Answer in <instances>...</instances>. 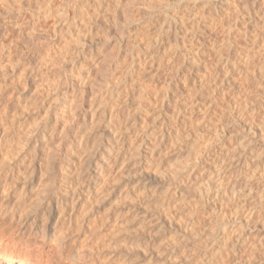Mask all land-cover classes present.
<instances>
[{
  "label": "rangeland",
  "instance_id": "rangeland-1",
  "mask_svg": "<svg viewBox=\"0 0 264 264\" xmlns=\"http://www.w3.org/2000/svg\"><path fill=\"white\" fill-rule=\"evenodd\" d=\"M222 58L218 92L204 75ZM263 76L264 0H0V249L23 264H264V214L235 248L225 232L264 190V128L217 175L262 117Z\"/></svg>",
  "mask_w": 264,
  "mask_h": 264
},
{
  "label": "bare ground",
  "instance_id": "bare-ground-1",
  "mask_svg": "<svg viewBox=\"0 0 264 264\" xmlns=\"http://www.w3.org/2000/svg\"><path fill=\"white\" fill-rule=\"evenodd\" d=\"M192 21V20H191ZM220 25V24H219ZM214 27V26H213ZM190 29V28H189ZM188 31H190V30H187L186 31V33L188 32ZM195 33V32H194ZM193 33V34H194ZM190 35V34H189ZM197 35V33H195V36ZM231 36V35H230ZM188 37H190V36H188ZM201 37V36H200ZM260 37V36H259ZM193 38V37H192ZM197 38V37H196ZM230 37H228V39H229ZM195 39V38H194ZM202 39V38H201ZM189 39H187V40H185V41H188ZM196 40V39H195ZM232 40V39H231ZM236 40V39H235ZM233 41V40H232ZM256 41V40H255ZM222 43V42H221ZM186 44V43H185ZM199 43H197V45H198ZM207 44V43H206ZM213 44V43H212ZM195 45V44H194ZM196 45V46H197ZM231 45V44H230ZM229 45V46H230ZM254 45V44H253ZM257 45V44H256ZM199 46H202L201 44H199ZM228 46V45H227ZM200 48V47H199ZM202 48V47H201ZM225 48V47H224ZM227 48V47H226ZM251 48V47H250ZM205 49V48H204ZM207 49V48H206ZM176 51V50H175ZM244 51H246V50H244ZM243 51V52H244ZM249 52H250V50H248ZM256 51V50H255ZM261 51V50H260ZM260 51H258V52H260ZM199 51H197L196 50V54L198 53ZM215 52V51H214ZM217 52V51H216ZM222 53V52H221ZM229 53V52H228ZM245 53V52H244ZM202 54V53H201ZM227 54V53H226ZM248 54V53H247ZM261 54V53H260ZM177 55V54H176ZM221 55V54H220ZM220 55H218V56H220ZM249 55H250V53H249ZM248 55V56H249ZM203 56V55H202ZM247 56V57H248ZM221 57V56H220ZM220 57H219V59H220ZM177 58V57H176ZM180 58V57H179ZM207 58V57H206ZM213 58V57H212ZM218 59V58H217ZM216 59V60H217ZM218 59V60H219ZM249 59V58H248ZM247 59V60H248ZM251 59V58H250ZM249 59V60H250ZM257 59V58H256ZM173 60V59H172ZM222 61L221 62H223V64H224V66L220 69V66L219 67H217L216 69H214V70H211L210 69V72H208L209 74H210V76H207V75H204L205 76V79L207 80V81H214V84H215V86H216V90L218 89V92L220 91H223V90H225L226 88H227V86H228V84H229V82H230V78H231V76H229V74H230V72L228 71V69H231V68H229V67H231L230 65H229V63L230 62H228V60H226V58H222L221 59ZM251 61V60H250ZM250 61H248V62H246V63H248V64H250L249 62ZM252 61H253V59H252ZM258 61V60H257ZM196 62V61H195ZM217 62V61H216ZM215 62V63H216ZM221 62L220 63H218V64H221ZM242 62H244V64H245V60L244 61H242ZM174 63V62H173ZM194 63V62H193ZM189 64V63H188ZM243 64V65H244ZM179 65V64H178ZM195 65V64H194ZM212 65V64H211ZM246 65V64H245ZM245 65H244V67H245ZM182 66V65H181ZM217 66V65H216ZM241 66V65H240ZM247 66V65H246ZM208 67V66H207ZM213 67V66H212ZM227 67H228V69H227ZM197 68V67H196ZM211 68V67H210ZM223 68L225 69V70H223ZM208 70H209V68H207ZM202 70H203V68H202ZM191 71V70H190ZM229 72V74H228V72ZM231 71V70H230ZM195 72V71H194ZM207 72V71H206ZM244 72V71H243ZM245 73H246V71H245ZM248 73V72H247ZM246 73V74H247ZM188 74V73H187ZM194 74V73H193ZM199 74V73H198ZM205 74V73H204ZM230 75H232V74H230ZM263 75V74H262ZM204 76H201L202 78H204ZM209 77H212L211 79L212 80H209ZM264 77V76H263ZM202 80V79H201ZM195 81V80H194ZM197 81V80H196ZM208 82V83H209ZM166 83H168V82H166ZM200 83V82H199ZM204 83H207L206 81H204ZM203 82H202V85H206V84H204ZM212 84V83H211ZM209 85V86H212V85ZM168 86V85H167ZM203 86V87H204ZM214 88V87H213ZM231 88V87H230ZM201 89V88H200ZM215 89V88H214ZM216 90L214 91L215 93H216ZM228 90V89H227ZM264 90V89H263ZM207 92V91H206ZM226 93V92H225ZM220 94V93H219ZM194 95V94H193ZM211 95V94H210ZM166 96V95H165ZM216 97V96H215ZM160 98V97H159ZM216 99V98H215ZM197 100V99H196ZM214 100V99H213ZM262 100V99H261ZM201 101V100H200ZM246 101V100H245ZM244 101V102H245ZM144 102V101H143ZM212 102V101H211ZM244 102H243V104H244ZM125 103V102H124ZM193 103V102H192ZM196 103V102H195ZM210 103V102H209ZM236 103V102H235ZM194 104V103H193ZM249 104V103H248ZM191 105V104H190ZM200 105V104H199ZM235 105V104H234ZM246 105V104H245ZM243 106V105H242ZM255 109V108H254ZM241 111V110H240ZM245 111V110H244ZM250 111V110H249ZM248 111V113H250ZM260 111L257 109V110H253L252 111V113H251V118H249V119H246L243 123H242V127H243V136H242V139H240V144H239V146H237V147H235V148H231L232 150H230L231 152H230V155H228V159L227 160H225V165H223V162L222 163H220L221 165H223L222 167L223 168H221L220 169V172L217 174L220 178V180L221 181H223L225 178H226V174L228 173V171L231 169V168H233L234 166H239V164L241 163V159L246 155V153H247V150H248V147L250 146V144L253 142V141H255L256 139H257V137L259 136V133H260V131L264 128V112L263 113H261L262 114V117L260 116L259 118L257 117L259 114ZM245 113V112H244ZM241 113H239L238 112V109L237 110H233V112H232V115H234V117L235 116H238V115H240ZM246 114V113H245ZM253 114V115H252ZM256 114H258L257 116H256ZM242 115V114H241ZM244 115V114H243ZM249 120V121H248ZM240 121V120H239ZM248 121V122H247ZM147 133V132H146ZM242 134V133H241ZM166 139H167V132H165V130H163V132H162V134L160 135V137H159V139L157 140V141H159V143H163V142H165L166 141ZM155 147H156V145H155ZM219 152V151H218ZM222 152V151H221ZM225 152V151H224ZM218 155V154H217ZM223 156V155H222ZM221 157V156H220ZM250 157H252V156H246L245 158H246V160L248 161V164L250 163H252L251 165H253V162H252V158H250ZM219 158V157H218ZM217 158V159H218ZM223 159V158H222ZM219 160H220V158H219ZM222 161V160H221ZM227 161V162H226ZM256 165V164H255ZM254 165V166H255ZM220 166V165H219ZM218 166V164H217V167H219ZM213 167H216V165L215 166H213ZM247 167H248V165H247ZM257 167H258V165H257ZM256 167V169H258ZM237 168V167H236ZM250 168V167H249ZM253 168V167H252ZM212 169V168H211ZM215 169V168H214ZM217 169V168H216ZM251 169V168H250ZM255 169V168H254ZM219 170V169H218ZM218 172V171H217ZM248 172V171H247ZM253 172V171H252ZM33 173V171H31V173H29L30 175ZM24 174V173H23ZM252 174H258L259 176H260V179H261V177H263L264 176V165H263V167L262 168H260V169H258V170H254V173H252ZM25 175H26V173H25ZM255 175H252V176H255ZM257 175V176H258ZM24 176V175H23ZM257 176H256V178H257ZM16 177H19V175L18 176H16ZM24 177H28V175H26V176H24ZM259 178V177H258ZM25 184V183H24ZM246 188V187H245ZM91 190V189H90ZM249 190V189H248ZM244 191V190H243ZM238 193V192H237ZM236 193V194H237ZM240 193V192H239ZM256 192H254V190L253 189H250L249 191H246V192H244V197H245V201H243L244 202V211H245V214L244 215H246L248 218H240V216H242L243 215V209H238L237 210V212H236V214L234 215V217H232V218H230V217H228L227 218V220L229 221V222H227L228 224L229 223H231L230 221H233L234 223H233V225L232 224H230L231 226L229 227L228 225H226V226H228V227H226L225 228V232H232L233 231V233H235L236 234V236H237V241H235L234 242V244H233V248H235V247H237V245H238V243H242V242H244V241H242V240H240L241 239V237H242V231H241V229H243V225H242V223H243V221H246V220H250V221H253L254 219H256V217L258 218L259 216H261L262 214H264V190H263V192L259 195V196H256V194H255ZM78 195H79V193H78ZM91 195V194H90ZM242 195V196H243ZM81 196V195H80ZM89 196V195H88ZM207 196V195H206ZM237 197V196H236ZM68 198H69V200H71L72 202H74V200L76 199V192L75 191H73L69 196H68ZM80 198V197H79ZM78 198V199H79ZM236 199V198H235ZM238 199H239V197H238ZM237 199V200H238ZM77 200V199H76ZM75 200V201H76ZM204 200V199H203ZM66 201H68V199L66 200ZM63 202V201H62ZM70 202V201H69ZM71 202V204H73ZM77 202V201H76ZM75 202V203H76ZM199 202V201H198ZM207 202V201H206ZM60 203H61V201H60ZM74 203V204H75ZM238 203V202H237ZM73 204V205H74ZM77 204V203H76ZM198 204V203H197ZM240 204V203H239ZM239 204H238V206H239ZM242 204V203H241ZM7 206H9V205H5V204H1V207H5V210L6 211H8L6 208H8ZM240 207V206H239ZM64 209V208H63ZM237 209V208H236ZM218 210H220V209H218ZM220 211H222V210H220ZM69 214V213H68ZM257 220V219H256ZM226 223V224H227ZM46 230V229H45ZM244 235V234H243ZM43 239L45 238V231L44 230H42V232H41V235H40ZM64 237V236H63ZM243 238V237H242ZM60 242V241H59ZM62 243V242H61ZM60 244V243H59ZM251 246H252V244H251ZM57 248V247H56ZM53 252H54V250H53ZM40 254H42V252H40L39 254H38V256L40 257ZM36 255V254H35ZM39 257H37L36 259H38ZM50 257V256H49ZM41 258V257H40ZM50 259V260H49ZM47 258V259H45V261H40V263L41 264H43V263H45V264H50V261L52 262V260H51V257L50 258ZM0 260L2 261V262H4V263H6V264H10V263H13V264H23V261L20 259V258H18L17 256H15L13 253H10V252H5L4 250H2V249H0Z\"/></svg>",
  "mask_w": 264,
  "mask_h": 264
}]
</instances>
